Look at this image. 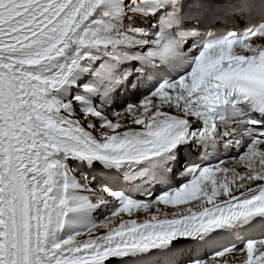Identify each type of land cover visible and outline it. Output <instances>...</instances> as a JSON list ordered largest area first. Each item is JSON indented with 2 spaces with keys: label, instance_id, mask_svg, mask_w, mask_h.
Masks as SVG:
<instances>
[{
  "label": "snow or ice",
  "instance_id": "6c2138e0",
  "mask_svg": "<svg viewBox=\"0 0 264 264\" xmlns=\"http://www.w3.org/2000/svg\"><path fill=\"white\" fill-rule=\"evenodd\" d=\"M0 264H264V0H0Z\"/></svg>",
  "mask_w": 264,
  "mask_h": 264
}]
</instances>
